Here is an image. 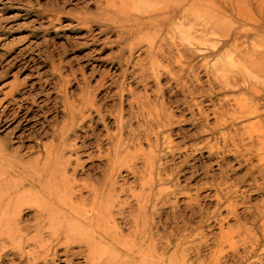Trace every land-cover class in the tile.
Here are the masks:
<instances>
[{
  "label": "rangeland",
  "instance_id": "obj_1",
  "mask_svg": "<svg viewBox=\"0 0 264 264\" xmlns=\"http://www.w3.org/2000/svg\"><path fill=\"white\" fill-rule=\"evenodd\" d=\"M0 143V264H264V0H0Z\"/></svg>",
  "mask_w": 264,
  "mask_h": 264
},
{
  "label": "bare ground",
  "instance_id": "obj_2",
  "mask_svg": "<svg viewBox=\"0 0 264 264\" xmlns=\"http://www.w3.org/2000/svg\"><path fill=\"white\" fill-rule=\"evenodd\" d=\"M12 121V120H11ZM20 123V122H19ZM22 123V122H21ZM23 125H25V127H28L30 125V121L26 118H24L23 120ZM33 128V127H32ZM66 144H67V141H66ZM64 145V144H63ZM62 145V146H63ZM66 146V145H65ZM48 148V147H47ZM67 148V147H66ZM52 149V148H51ZM50 149V146L48 148V151L45 155V160L49 161V163H53L54 162V157L52 156V151ZM73 149V148H72ZM64 150V149H63ZM11 154L6 152L4 150V147H2L1 143H0V162L1 161H4L6 157H8L9 155ZM65 155V154H64ZM59 156L58 159L64 164L66 163V166H63L64 169L65 168H68V164L67 161L65 162L64 159H63V154H62V151L61 153H59ZM66 156V155H65ZM4 158V159H3ZM65 158V157H64ZM67 159V158H66ZM65 159V160H66ZM68 159H70V156L68 157ZM71 160V159H70ZM77 169V168H76ZM61 170V168H60ZM75 174V173H74ZM54 175V172L52 171V174L51 176L53 177ZM49 177V180L52 178V177ZM68 189H69V184H68ZM68 189H66V196L69 194V193H73V192H70ZM73 190V189H72ZM69 197V196H68ZM62 199V198H60ZM66 200V199H65ZM68 200V199H67ZM71 201V199H70ZM61 202L60 201V208L63 209L64 211L67 210V211H72L73 209H77V219H78V224L81 226V228L84 226L83 225V222L81 220H85L87 219V216L84 214L86 213V211L82 212L80 209H78V207H74V204H72L71 202ZM57 204H59V201H57ZM57 209V207H55ZM59 209V208H58ZM57 209V210H58ZM84 209V208H83ZM60 212H62L61 210H59ZM39 213V216L41 214H43L45 211L40 207V209H38L37 211ZM41 213V214H40ZM40 238V237H39ZM38 238V239H39ZM42 238V237H41ZM44 240V239H43ZM42 240V241H43ZM38 242V241H37ZM41 242V241H40ZM80 243H87L85 240H80ZM43 245V244H42ZM41 246V245H40ZM42 247V246H41ZM157 248L154 246L152 248H148V252L146 253H143L140 255L139 259L138 260H132V259H129L128 256L127 257H123V263L124 264H160L158 261L159 259L161 258V256H159L157 254Z\"/></svg>",
  "mask_w": 264,
  "mask_h": 264
}]
</instances>
